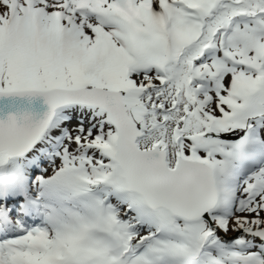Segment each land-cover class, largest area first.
Listing matches in <instances>:
<instances>
[{"label":"snow or ice","instance_id":"6c2138e0","mask_svg":"<svg viewBox=\"0 0 264 264\" xmlns=\"http://www.w3.org/2000/svg\"><path fill=\"white\" fill-rule=\"evenodd\" d=\"M0 264H264V0H0Z\"/></svg>","mask_w":264,"mask_h":264}]
</instances>
